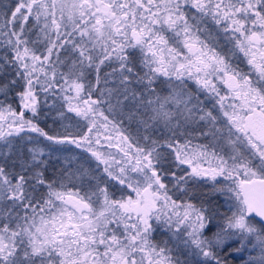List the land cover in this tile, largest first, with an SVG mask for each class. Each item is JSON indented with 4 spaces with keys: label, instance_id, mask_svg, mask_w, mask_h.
<instances>
[{
    "label": "snow or ice",
    "instance_id": "6c2138e0",
    "mask_svg": "<svg viewBox=\"0 0 264 264\" xmlns=\"http://www.w3.org/2000/svg\"><path fill=\"white\" fill-rule=\"evenodd\" d=\"M0 264H264V0H0Z\"/></svg>",
    "mask_w": 264,
    "mask_h": 264
}]
</instances>
